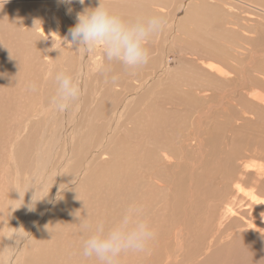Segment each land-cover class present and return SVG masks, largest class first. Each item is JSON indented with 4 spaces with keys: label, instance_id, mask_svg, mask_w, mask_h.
Listing matches in <instances>:
<instances>
[{
    "label": "rangeland",
    "instance_id": "obj_1",
    "mask_svg": "<svg viewBox=\"0 0 264 264\" xmlns=\"http://www.w3.org/2000/svg\"><path fill=\"white\" fill-rule=\"evenodd\" d=\"M118 1L106 0V5L129 21L158 13L166 20V27L148 41L151 59L147 65L133 70L116 62H105L100 74L89 77L87 67V72L83 69L88 57L81 58V49L74 46L68 50L66 43L51 37L47 29L43 35L39 33L40 25L46 24L59 34H68L74 26L68 18L70 4L61 0H0V172L10 173H3L5 182L8 178L12 183L15 180L7 156L9 153L11 157L15 148L17 131H23L28 138L16 145L18 159L28 166L39 143L35 137H40L44 125H52L46 122L50 111L51 120L62 124L57 134L64 136L66 145V133L69 135L77 124L83 126L82 118L90 116L91 110L100 105V114H96L93 124L97 126L96 141L103 142L106 135L120 139L122 146L111 151L112 155L121 153L120 162L127 156L136 162L130 164L132 171L125 173L136 178V181L129 179L131 188L125 187V201L128 205L134 202L141 205L155 230V238L144 251L124 253L125 259L119 257L117 264H264V106L250 97L256 91L264 93V14L248 5L264 8V0H193L185 11L179 7L182 0ZM86 4L83 10L99 6L98 0ZM71 8L77 9L74 2ZM47 53L51 61L46 60ZM162 54L167 57L164 75L159 63ZM212 65L222 67L225 75L211 72ZM59 70L76 76L81 88L82 84L87 85L86 92L82 90L85 95L82 93L80 100L64 111L51 103L56 94L53 78ZM151 79L155 85L138 89ZM101 91L102 101L98 99ZM132 95L139 97L138 105L134 104L128 115L129 122L121 124L117 119L109 122ZM35 113L41 117L37 119ZM28 122L30 130L25 131ZM160 146L173 154L171 163L159 157ZM130 147L136 149L137 156L132 155ZM61 154L54 156V163L61 161ZM50 170L47 181L51 175L54 185L62 174L58 170L52 172V166ZM152 175L161 177V188L145 186L142 180ZM0 177L3 178L1 174ZM239 183L242 190L237 187ZM7 196H3L4 204ZM252 196L260 198L259 205L251 202ZM226 206L235 210L229 220L223 216ZM103 221L108 227V220ZM3 222L1 232L5 233L9 223ZM249 224H258L262 229L257 226L251 229ZM62 239L57 237L58 241ZM49 258L50 264L59 262L54 253ZM81 258L77 264L87 259Z\"/></svg>",
    "mask_w": 264,
    "mask_h": 264
},
{
    "label": "bare ground",
    "instance_id": "obj_2",
    "mask_svg": "<svg viewBox=\"0 0 264 264\" xmlns=\"http://www.w3.org/2000/svg\"><path fill=\"white\" fill-rule=\"evenodd\" d=\"M88 1H94V0H85V3L83 5L80 4L78 2V0H74L73 2L77 6V9L75 11L71 8V4H70L69 7L72 11L69 12V16H68V18H70L69 22H71L73 25H75V23L77 22L76 21L77 14L84 11L82 9V7L86 3H88ZM115 1L117 2L118 0H115ZM192 1L193 0H184V1L182 0V4L179 7L182 8L181 10H184V8H187L188 5H190V3ZM5 2H7V1H5ZM44 2H45V0H44ZM46 4H48V3H46ZM245 4H247V3H245ZM86 5H88V4H86ZM113 5H115V4H113ZM170 5H172V4H170ZM248 5H249V7H252V8H254V9H256L259 12L264 14V8H261L259 6H255L254 4H248ZM34 6H35V4H34ZM211 6H213V5H211ZM118 7H120V6H118ZM128 7H129V5H128ZM167 7H169V6H167ZM217 8H218V6H217ZM165 9H167V8H165ZM127 10L129 12V9H127ZM127 10H122V11H127ZM155 12H156V10H155ZM123 14H125V13H123ZM209 14H211V13H209ZM127 15H128V13H127ZM127 15H126V17H127ZM157 15H158V13L156 14V16ZM122 16L124 17V15H122ZM62 17H63V14H62ZM176 17H177V15H176ZM174 18H175V16H174ZM65 21H66V19L64 20V23H65ZM171 21L173 23L176 20H174V21L171 20ZM66 24H67V22H66ZM60 25L58 27H60ZM68 25L69 24H67V26ZM172 25L175 26L174 24H172ZM212 25H214V23ZM38 29H39V33L42 35L45 33V30L47 29L49 32V35L51 37L55 38L58 41H62V43L65 42L63 40V38L67 34H65L64 32H61V34H59L54 28L52 29V27L50 25L42 24V25H40V27ZM62 29H59V30H62ZM241 38H242V36H241ZM242 40H244V39H242ZM241 42H244V41H241ZM66 48L68 50H72L71 48H74V46L66 45ZM68 50H67V52H68ZM62 51H64V50H62ZM67 52H64V53H67ZM80 53H81L80 56H82L81 58H84L86 56L88 57V59H86V63H84L87 66H85V68H83L85 70V72L88 71V74L87 73L86 74L89 75V77L90 76L96 77L93 75L100 74V72L104 69L105 62H106L104 57H103L102 50L100 48H97L93 52H88V51H85L84 49L81 48ZM79 54H78V59L80 57ZM165 55H166V53H165ZM165 55L164 54L160 55L161 57L159 59L160 66H162V70H161L162 75H164L166 73L165 68L167 65L166 64V62H167L166 58L167 57ZM55 57H57V56H55ZM45 58H46V60L50 59V56L48 53L45 55ZM50 61H51V59H50ZM80 61H81V59L79 60V63L81 64ZM86 67H87V71H86ZM51 68H52V66H51ZM209 70L211 72H214L215 74L220 75V76H224L226 73V71L222 67L217 66V65L209 66ZM80 71H82V70H80ZM47 77H49V76H47ZM159 77H161V74ZM224 78H227V77H224ZM46 81L50 82V80H48V79ZM152 83L153 82L151 79V81H147L143 85L139 84L140 86L138 85L139 86L138 89L139 90L146 89ZM152 85H155V84H152ZM46 87H48V86H46ZM85 87L82 84L81 89L83 91L85 90V92H86L87 88L85 89ZM150 87H152V86H150ZM53 89H55V88H53ZM113 89H115V88L113 87ZM149 89H151V88H149ZM49 91H51V90L49 89ZM83 91H82V93H83ZM151 92H153V91H151ZM248 92H249V90H248ZM121 93H123V91ZM121 93H120V95H121ZM135 93H136V91H135ZM147 93H149V92H147ZM101 95H102L101 98H98V99H100L102 101V100H104L103 99L104 98L103 92ZM136 95H138V94H136ZM140 95H142V94H140ZM251 95H252V96H250V97H252L251 99L259 102L262 106H264V93L256 91L255 93H253ZM95 96H100V95L95 94ZM129 97H128V99L125 100V101L128 100L126 103L124 101V103H125L124 105L122 103H120L123 105V107H120L119 111H117L118 112L117 114H115L116 112L113 113V114H115L114 116H117V117L116 118L112 117V121H109V122H114L116 119L121 124L122 123L126 124L127 122H129L128 118H131V117H128V115L130 116L131 111L134 110V108H135L134 104H137L136 98H138L139 96L134 95L133 97H131V96H129ZM155 97L157 98V96H155ZM91 98L93 99V97H91ZM94 98L97 99V97H94ZM92 99H90V100H92ZM79 100H80V98H79ZM101 101L97 103V106L101 103ZM139 101H140V98H139ZM153 101H155V100H153ZM85 102L87 103V101H85ZM257 102H256V104H257ZM118 105H119V103H118ZM122 105H120V106H122ZM142 106H143V104H142ZM99 107H100V105L98 107H96V109L94 111L91 110L93 113H91L90 116L88 115L87 118L81 117L82 119H84L82 121L84 127L82 125L79 126L78 124H77V127L74 129L71 127L73 130L71 131V133L69 132L70 133L69 135L67 132V127H66V131H64V132H67L66 133V140H65L66 145L63 144L64 136L57 134V131L61 129L62 124L59 125L60 122H58V121L53 122L51 120V117H50L51 111H50V113L47 116L48 121L46 120V122H48V124L50 123V125L51 124L52 125L51 126L44 125L42 128V132H39V133H42L40 135V137L39 138L35 137V139L33 138L34 140L39 139L37 141L39 143H38L35 151L33 153H31L32 158H31V162L28 166H26L25 161L22 160V158L24 159V156H25V152H24L25 148H23L24 150L22 149V152H21V157H22L21 160L22 161H20L17 157L18 149L16 146V145H19V142H21L20 140H23V139L28 140V138L26 137V134L25 135L23 134V131H21V133H19L16 130L17 133H16V136H14L16 138L13 141V142H15V148L12 150V153H10L11 157H9L10 156L9 153L7 156V159L9 161L7 165H9V167H11L13 169V172H15V180L13 181V183L11 181L9 182L10 178H8V181L6 180L7 182H5L3 173L6 172V173L10 174L9 172H7V171L0 172V174L3 176V178L0 177V264H50L52 262H50L49 255L52 253H54L55 258L59 259V262L55 261V264H77V261L81 262V260H82V258H81V256H83V254H82V243H83V240L86 239V237L88 235V233H85L81 230V228L79 226L80 220L85 219V218H88L91 221H95L98 219H102V220H106V221L108 220V223L111 224V227H112L118 222L123 211L127 208L128 202L126 203V201H125V198H126L125 197L126 196L125 187L127 185L129 188H131L133 186V184L129 181V179L136 181V178L132 174L125 175V173L131 172L132 168H131L130 164H133V163L136 164V162L134 161V159L131 156L130 157L127 156V158H125V156H123V159L125 158V161L120 162L119 160H121L120 159L121 153L112 155L111 151H118L119 146L120 147L122 146V142L120 143V139H118V138L114 139L113 136H107L106 135L104 137L103 142H101V140L96 141V134L98 133L96 130L97 126L94 127L95 125L93 126V124H94V119L97 118L96 114H98V115L100 114V110H99L100 108ZM103 107H104V105H103ZM105 108H106V106H105ZM54 110H56V109H54ZM42 112L45 113V111H42ZM44 113H42V114L44 115ZM64 113L66 114L67 112L65 111V112H63V114ZM36 114L37 113H35V115ZM83 114H85V113H83ZM110 114H112V113H110ZM37 115H36L37 119H39L41 116L39 114H37ZM70 115L72 116L71 113H70ZM144 115L145 114H143V116ZM64 116L66 117V115H64ZM76 116H77V114H76ZM111 116H113V115H111ZM126 116H127V118H126ZM125 118H126V120L124 122H122ZM158 121H160V120L158 119ZM24 122H25V120H24ZM71 122H72V120H71ZM144 123H145V120H144ZM148 123H149V121H148ZM24 124H26V123H24ZM30 124L31 123L28 122V124L25 127V129H26L25 131H27L29 129ZM73 124H74V122H73ZM157 125H158V122H157ZM28 133H30V132H28ZM102 133H103V131H102ZM1 134H3V133H1ZM29 136H30V134H29ZM30 138H29V140H30ZM24 140H23V142H24ZM10 142H12V141H10ZM157 142H159V141H157ZM8 143H6L5 145H7ZM30 143L31 142H29L28 144H30ZM161 143H163V142H161ZM12 144H14V143H12ZM62 145L63 146L65 145V147H63ZM11 147L13 148V146H11ZM136 147H138V146H136ZM161 147L162 146H160V148ZM133 149L131 150L132 155L137 156L136 149H134V150ZM164 149L165 148H163V149L161 148L159 150L160 151L159 157H161L166 162L171 163L172 156L170 154H172V153L168 152L169 149L168 150H164ZM4 152H6V151H4ZM8 152H10V151H8ZM61 152H62V154H61ZM139 153H140V151H139ZM139 153H138V155H139ZM60 154L63 156L62 159H60L61 161L60 162L56 161L57 163H54V160H55L54 156H60ZM137 160L140 162V159H137ZM4 161H6V160H4ZM115 161H119V162H115ZM51 166L53 168L52 172H57V170H58L59 174L60 175L62 174L58 183L56 181V184H54V185L51 182V181H53L51 175L48 176L49 180L47 181V175L51 171L50 170ZM7 168H8V166H7ZM135 169H137L136 166L134 167V171H135ZM24 174H25V179H24ZM57 178H58V175H57ZM160 178L161 177H158L157 175H152V176H149L148 179L144 178L142 181L144 182L146 187H148L150 185L152 187L157 186V187L161 188L162 187L161 183H163V182H162V179H160ZM41 186L43 187V191L41 193V198H43L44 196H47L48 194L49 195L47 197H45L43 200L36 202L33 210L30 211L29 205L32 203V195L36 191V189L32 188V187L40 188ZM237 187L240 190H242V186L240 183L237 185ZM13 188H15L14 192H13ZM18 191L21 193L28 191L23 198L24 203L22 206H21V202L17 201L20 199V195H19ZM58 193L60 196L59 199H57ZM6 194H8V196H7L8 200H6L7 198L5 197V200H6L5 202H7V204L6 203L4 204L3 203L4 202L3 196H6ZM256 195H258V194H256ZM251 198H252L251 199L252 203H256L257 205H259L260 198L258 199V197H256V196H252ZM234 201L235 200H233L232 202L234 203ZM242 201H239V203ZM236 204H238V203L235 202V205ZM5 205H6V209L3 210ZM233 211H235V210H233L230 207L225 208L224 215H223L224 218H227V220H229L228 218H232L234 215ZM106 212H107V218H106V214H105ZM3 215H4V217L6 216L4 219H3ZM6 220L8 221L9 224L7 225L6 232L3 233L4 231L1 232V227L4 223L3 221H6ZM109 224H108V228H110ZM67 225H70V228H67ZM255 226H257V228L260 227V226H258V224H255ZM255 226L252 224H249V227L251 229H255ZM58 236H62L63 239L58 241L57 240ZM183 241H185V240H183ZM247 242H245V243H247ZM70 245H71V247H70ZM181 247H182V245H181ZM79 253H80V257H79L80 259L77 258V254H79ZM126 255H127V253H126ZM126 255L121 254L120 259L124 260ZM73 256H74V260L72 259ZM82 264H97V261L95 260V258H87L85 260V262ZM169 264H171V263H169Z\"/></svg>",
    "mask_w": 264,
    "mask_h": 264
},
{
    "label": "clouds",
    "instance_id": "obj_3",
    "mask_svg": "<svg viewBox=\"0 0 264 264\" xmlns=\"http://www.w3.org/2000/svg\"><path fill=\"white\" fill-rule=\"evenodd\" d=\"M61 2L71 4L73 0ZM78 2L83 5L85 0ZM98 3V7L85 8L77 14V22L63 38L66 45L88 52L100 48L106 62H116L128 69L135 70L147 65L151 59L147 43L164 30L166 20L160 16H150L129 21L106 6V0H98ZM71 11L68 9V12ZM54 79L56 94L51 103L57 110L64 111L80 98L81 85L78 78L64 70L57 72ZM31 88L35 90V85ZM32 188L36 191L32 195L30 211L36 202L49 195L41 198L43 187ZM28 191H18L20 199L17 201L21 202V206ZM79 226L88 233L82 243V254L86 258H95L98 264H117L121 254L142 252L155 238V230L145 216L143 207L135 202L127 206L118 222L110 228L102 219L91 221L88 218L80 220Z\"/></svg>",
    "mask_w": 264,
    "mask_h": 264
}]
</instances>
